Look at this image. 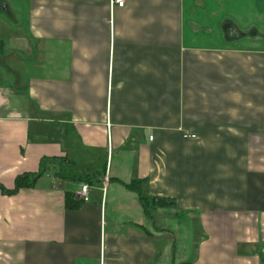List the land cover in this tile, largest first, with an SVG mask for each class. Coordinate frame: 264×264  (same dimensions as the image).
<instances>
[{
  "label": "crops",
  "instance_id": "1",
  "mask_svg": "<svg viewBox=\"0 0 264 264\" xmlns=\"http://www.w3.org/2000/svg\"><path fill=\"white\" fill-rule=\"evenodd\" d=\"M239 1L0 0V184L50 160L0 192V264H264V0ZM161 217L197 231L179 259Z\"/></svg>",
  "mask_w": 264,
  "mask_h": 264
},
{
  "label": "rangeland",
  "instance_id": "2",
  "mask_svg": "<svg viewBox=\"0 0 264 264\" xmlns=\"http://www.w3.org/2000/svg\"><path fill=\"white\" fill-rule=\"evenodd\" d=\"M232 6H233L234 18H235V16H238V18L241 19L242 16H248L249 12L252 13L251 12V10H252L251 2H249L246 5V3H244V2H242V4H241L240 1L238 0V2L234 3ZM246 8H248V11H245ZM5 12H6L5 7L0 5V14H3ZM233 13H232V16H233ZM4 18H5V16H4ZM1 40H3V39L0 38V42H1ZM3 66H4V64L3 65L0 64V73L2 75L4 74V70H5V67H3ZM1 79L2 78L0 77V80ZM55 168H56V165H55ZM162 218L163 217L159 218L157 225L161 226V227L162 226L163 227L168 226V227H170L169 229L172 230L171 232L177 234L176 238H175L174 249H176V259L177 258L179 259L180 256L182 255V253L187 252L189 250V248L193 246L194 241L197 240V231L195 230V227L191 224V222L189 220L185 221L184 217L180 223V228H178V229H177L178 219H175L174 217H172L171 219H163L162 220ZM166 242L167 243L169 242L168 237H167ZM166 258L169 259L168 256Z\"/></svg>",
  "mask_w": 264,
  "mask_h": 264
},
{
  "label": "trees",
  "instance_id": "3",
  "mask_svg": "<svg viewBox=\"0 0 264 264\" xmlns=\"http://www.w3.org/2000/svg\"><path fill=\"white\" fill-rule=\"evenodd\" d=\"M50 161L47 159H43L41 161V167L38 173H24L22 175H19L18 177H16L15 181H14V186L11 189H7L5 187H3L0 184V192L4 195H15L17 194L21 189L24 188H32L34 187L36 181L44 174L45 172V164ZM55 161V160H54ZM144 181H132L128 184L126 183H122V185L131 191H134L138 194V197L142 203L143 209H144V214L147 217L149 216V212L147 210V206L145 204V199L143 197L142 194V186H143ZM155 203V202H154ZM65 205L67 209H75L80 205V202L78 200H74L72 195H67L66 194V200H65Z\"/></svg>",
  "mask_w": 264,
  "mask_h": 264
},
{
  "label": "built area",
  "instance_id": "4",
  "mask_svg": "<svg viewBox=\"0 0 264 264\" xmlns=\"http://www.w3.org/2000/svg\"><path fill=\"white\" fill-rule=\"evenodd\" d=\"M99 2H104L109 5L110 8L119 7L123 8L126 5V0H97ZM194 138V136H190ZM107 182V178H104V183ZM89 191V186L87 184H81L79 190H77L74 195L78 200H86V196Z\"/></svg>",
  "mask_w": 264,
  "mask_h": 264
},
{
  "label": "water",
  "instance_id": "5",
  "mask_svg": "<svg viewBox=\"0 0 264 264\" xmlns=\"http://www.w3.org/2000/svg\"><path fill=\"white\" fill-rule=\"evenodd\" d=\"M155 203L159 206H163V205L167 204L168 202L166 200H163V199H156Z\"/></svg>",
  "mask_w": 264,
  "mask_h": 264
}]
</instances>
